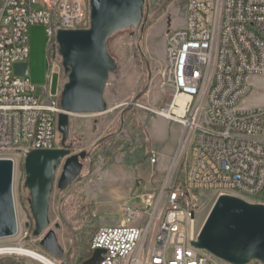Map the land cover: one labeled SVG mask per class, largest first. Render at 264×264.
Wrapping results in <instances>:
<instances>
[{
    "label": "built area",
    "instance_id": "built-area-1",
    "mask_svg": "<svg viewBox=\"0 0 264 264\" xmlns=\"http://www.w3.org/2000/svg\"><path fill=\"white\" fill-rule=\"evenodd\" d=\"M89 19L90 0H0V159L14 171L30 151L59 148L65 82L56 35ZM33 24L49 36V77L39 91L14 73ZM161 88L166 101L155 113L182 128L168 168L157 183L137 180V204H120V224L99 226L89 249L105 250L98 264H232L193 246L199 231L186 233V222L204 195L212 204L231 195L264 205V0H185L184 24L165 41ZM253 93L263 103L247 104ZM159 156L151 150L150 164Z\"/></svg>",
    "mask_w": 264,
    "mask_h": 264
},
{
    "label": "rangeland",
    "instance_id": "rangeland-1",
    "mask_svg": "<svg viewBox=\"0 0 264 264\" xmlns=\"http://www.w3.org/2000/svg\"><path fill=\"white\" fill-rule=\"evenodd\" d=\"M184 19L185 0H145L139 26L116 32L107 39V49L116 60L117 69L109 74L105 85L106 110L69 115L66 144L71 154L86 151L91 155L81 160L80 174L65 189L60 190L54 184L48 209L50 225L38 236L32 232L34 220L28 202L29 191L24 185V160L18 164L13 196L19 230L14 237L0 239L2 264H42L24 255L9 253L21 244L24 249L35 250L57 264H77L88 251L99 226L120 224L119 204H137L134 198L138 193L137 180L152 179L157 183L163 178L174 153L171 147L177 130L174 122L154 110L166 101L161 88L165 41L172 29L184 24ZM28 34L26 76L39 91L49 77V36L43 24L30 25ZM66 79L63 72L61 80ZM58 81L59 75H52L51 92H56ZM246 103H263V98L253 93ZM60 144L59 133V147ZM151 150L160 153L157 165L149 162ZM60 171L61 168L56 178ZM184 172L185 167L180 177ZM130 182L132 199H115L113 194L125 192ZM203 201L194 231H199L206 219L213 205L212 195H204ZM56 223L59 228H55ZM49 229H54L65 253L70 251L67 259L54 258L40 246L42 236Z\"/></svg>",
    "mask_w": 264,
    "mask_h": 264
},
{
    "label": "water",
    "instance_id": "water-1",
    "mask_svg": "<svg viewBox=\"0 0 264 264\" xmlns=\"http://www.w3.org/2000/svg\"><path fill=\"white\" fill-rule=\"evenodd\" d=\"M144 3L145 0H90L89 27L57 32L56 41L67 76L60 93L62 111L57 125L61 146L32 150L23 161L24 185L29 191L28 202L34 220L32 232L36 236L50 225L48 209L54 184L60 190L65 189L80 174L81 160L91 155L86 151L71 154L66 144L69 115L106 110L105 85L109 74L117 69L116 60L107 49V39L116 32L137 28ZM14 73L27 75V62L14 64ZM13 176V161L0 159V239L12 237L18 230ZM39 243L54 258L67 259L70 255L58 243L54 229H49ZM192 245L232 264H246L252 259L264 262V205L231 195L219 196ZM104 257L105 250L97 248L82 264H98Z\"/></svg>",
    "mask_w": 264,
    "mask_h": 264
},
{
    "label": "bare ground",
    "instance_id": "bare-ground-1",
    "mask_svg": "<svg viewBox=\"0 0 264 264\" xmlns=\"http://www.w3.org/2000/svg\"><path fill=\"white\" fill-rule=\"evenodd\" d=\"M181 102H183V99H179V103H181ZM14 175H15V171H14ZM13 178H14V176H13ZM203 202H204L203 199H201V203H200V205H198V208L195 211V217H193L190 222H186V233H193L194 232V227L196 224L197 215H198V212H199L200 207H201ZM17 229L19 230L18 221H17ZM18 230H17V234H18ZM16 235H14V236H16ZM14 236H12V237H14ZM9 253L17 254V255H24V256H27L31 259H34V260L42 263V264H57L55 262V260H53V259L35 251V250L24 249L23 244H21L19 248L11 249L9 251Z\"/></svg>",
    "mask_w": 264,
    "mask_h": 264
},
{
    "label": "crops",
    "instance_id": "crops-1",
    "mask_svg": "<svg viewBox=\"0 0 264 264\" xmlns=\"http://www.w3.org/2000/svg\"><path fill=\"white\" fill-rule=\"evenodd\" d=\"M174 124H175V126H176V130H177V132H176V134H175V136H174V141H173V145H172V147H171V151H172V153L175 151V149H176V146H177V143H178V139H179V137H180V135H181V131H182V128H181V126L178 124V123H175L174 122ZM130 180V179H129ZM131 190H132V184H131V182H130V186H129V188L125 191V192H123V193H119L118 191H116V193H114L113 194V197L115 198V199H132L131 197H129V194H130V192H131ZM134 198H136V196L134 197ZM96 204V207H97V211H99V206H98V202L97 203H95ZM121 204V203H120ZM120 204H119V206H120ZM120 211V210H119ZM122 221V220H121Z\"/></svg>",
    "mask_w": 264,
    "mask_h": 264
},
{
    "label": "trees",
    "instance_id": "trees-1",
    "mask_svg": "<svg viewBox=\"0 0 264 264\" xmlns=\"http://www.w3.org/2000/svg\"><path fill=\"white\" fill-rule=\"evenodd\" d=\"M101 144V143H100ZM92 252L89 247H88V251L78 260L77 264H82L84 261H86L87 259H89L92 255Z\"/></svg>",
    "mask_w": 264,
    "mask_h": 264
},
{
    "label": "flooded vegetation",
    "instance_id": "flooded-vegetation-1",
    "mask_svg": "<svg viewBox=\"0 0 264 264\" xmlns=\"http://www.w3.org/2000/svg\"><path fill=\"white\" fill-rule=\"evenodd\" d=\"M18 264H22V263H18Z\"/></svg>",
    "mask_w": 264,
    "mask_h": 264
}]
</instances>
